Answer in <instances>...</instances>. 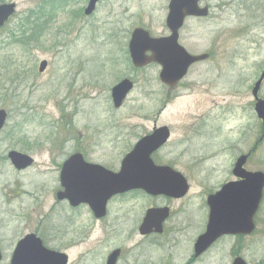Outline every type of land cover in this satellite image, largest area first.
Returning <instances> with one entry per match:
<instances>
[{"label": "rangeland", "instance_id": "rangeland-1", "mask_svg": "<svg viewBox=\"0 0 264 264\" xmlns=\"http://www.w3.org/2000/svg\"><path fill=\"white\" fill-rule=\"evenodd\" d=\"M62 1L0 0L16 5L0 29V110L7 113L0 134V219L14 218L18 209L30 208L36 201L40 207L31 219L44 216L51 205L55 157L64 155L73 143L67 131L75 134L83 117L103 124L113 108L110 90L123 79L132 81L134 88L122 109L111 111L118 126L147 124L152 113L146 121L142 109L166 103L169 110L163 117L173 132L167 150L211 157L201 181L208 178L217 187L231 179L238 152L251 151L246 169L264 173V137L258 141L264 128L257 121L251 95L264 69V0H210L209 19L188 21L182 31L188 39L183 43L193 54L210 53V61L191 69L171 93L160 84L157 67L135 70L127 49L119 45L125 27L131 31L143 26L159 35L166 0H101L92 19L76 21L69 13L81 3L67 6ZM41 61L47 63L44 73L37 71ZM259 97L264 99V82ZM200 127L202 137L196 132ZM64 141L68 143L63 148ZM11 150L32 157L33 166L15 172L6 158ZM120 151L125 148L118 145ZM217 160L219 171L212 168ZM11 209L9 216L3 212ZM254 220V233L225 238L196 264H231L235 257L246 264H264V190ZM186 257L181 253L178 262Z\"/></svg>", "mask_w": 264, "mask_h": 264}, {"label": "flooded vegetation", "instance_id": "flooded-vegetation-1", "mask_svg": "<svg viewBox=\"0 0 264 264\" xmlns=\"http://www.w3.org/2000/svg\"><path fill=\"white\" fill-rule=\"evenodd\" d=\"M62 2L67 6L81 3L79 9L69 13L76 21L82 17L92 19L101 0H98L89 15L85 14L89 0ZM169 2L170 0H166L163 7L166 12ZM196 4L200 10L206 11V16L184 18L177 35L178 44L191 55L199 54H193L187 49L183 40L188 38L182 31L188 21L207 20L212 12L210 0H198ZM166 17L167 13L163 31L159 35H153L150 28H139L147 31L152 38L166 39L171 34L166 26ZM126 21L125 18V23ZM122 33L123 40L119 45L127 49L132 30H126L125 27ZM205 54L209 55L208 60L194 63L188 68L187 74L194 67L210 61V53ZM152 66L158 68L159 80L161 66L158 64H150L137 70ZM177 86L173 89L163 87L167 93H171ZM121 109H109V113L101 120V125L94 123L93 118L83 117L75 134L74 130L67 131L68 141L73 143L64 155L55 157V176L51 196L48 198L51 205L44 211V216L31 219L35 218L40 207L36 201L30 208L18 209L14 218L0 219V264H57L54 263L53 255H57L56 259L63 257L65 264H196L227 238L218 239L207 251L196 255V242L206 232L208 225V199L216 195L224 185L241 181L232 175L237 157L232 161L231 179L224 180L217 187L211 186L208 178L201 181L204 177L203 170L209 169L207 163L211 157L191 155L192 150H167L172 147L170 144L173 132L171 125L165 123L163 117L169 110L166 104L156 109H142L146 112V121L150 113L152 118L149 123L140 125L118 126L111 111ZM66 125L68 127L70 123L67 121ZM162 127L168 130V139L150 152L148 158L154 169L170 170L181 176L186 187L176 188L172 194H153L142 188H131L119 194L106 195L109 174H117L122 168L123 160L134 150L136 144L154 136ZM196 132L202 137L201 127ZM66 143L68 142H63V148ZM179 144L174 145L179 147ZM182 144L190 148L188 143ZM118 145L125 148V151L117 152ZM238 154L242 155L240 152ZM138 162L142 161L135 163ZM66 164L62 183L61 172ZM220 166L217 160L212 168L217 167L219 171ZM132 168L134 174H153L139 163L132 165ZM197 179L200 181L193 184L192 181ZM176 193L182 194L175 195ZM29 194L34 201L35 197ZM15 195L19 197L21 194L17 192ZM26 196L31 200L30 196ZM3 212L9 216L14 210ZM181 253L187 256L183 263L178 262Z\"/></svg>", "mask_w": 264, "mask_h": 264}, {"label": "water", "instance_id": "water-1", "mask_svg": "<svg viewBox=\"0 0 264 264\" xmlns=\"http://www.w3.org/2000/svg\"><path fill=\"white\" fill-rule=\"evenodd\" d=\"M98 0H90L85 14L89 15ZM198 0H170L166 20L167 28L171 36L167 39H152L142 29H135L129 42V56L134 68H143L150 63H157L162 70L159 74L161 83L172 88L186 74L190 65L203 61L207 55L191 56L177 43L178 30L187 16H206L205 10L197 6ZM15 12V5H0V27H2L10 16ZM150 53L148 56L147 54ZM46 63L39 65L38 71L43 72ZM264 80V71L252 89L255 100L254 111L264 127V100L257 97L258 91ZM133 84L129 80H123L111 90L113 106L119 108L127 94L132 90ZM7 114L0 110V131L6 121ZM150 138L142 139L136 144L134 150L123 160L122 168L118 174H109L106 185L107 193L115 195L125 192L131 188H142L150 193L165 192L173 193L176 188L186 187L181 176L166 169H154L149 160V154L168 139V130L160 128ZM249 155L240 156L234 165L233 175L241 179L240 182H231L224 185L216 195L208 199L209 220L206 232L201 235L195 245L196 255L206 251L218 238L222 236L249 235L254 230L253 218L256 214L264 188V174L262 172H248L244 169ZM8 158L17 170L29 167L33 160L26 155L11 151ZM152 171L147 176L134 174L132 165L138 164ZM64 165L61 172L63 183ZM98 187V185H96ZM109 190V192H108ZM176 193L175 195H181ZM108 195V196H109ZM108 198V197H106ZM54 263L65 264L63 257L57 258L53 255ZM232 264H246L241 258L234 259Z\"/></svg>", "mask_w": 264, "mask_h": 264}]
</instances>
